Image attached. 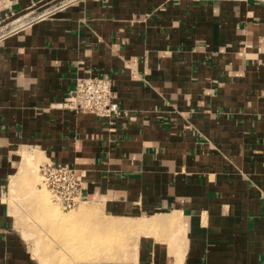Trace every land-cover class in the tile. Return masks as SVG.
I'll list each match as a JSON object with an SVG mask.
<instances>
[{
  "label": "crops",
  "instance_id": "crops-1",
  "mask_svg": "<svg viewBox=\"0 0 264 264\" xmlns=\"http://www.w3.org/2000/svg\"><path fill=\"white\" fill-rule=\"evenodd\" d=\"M88 74L122 115L63 105ZM27 159L135 220L136 264H264V0H0V264H34L6 197Z\"/></svg>",
  "mask_w": 264,
  "mask_h": 264
},
{
  "label": "rangeland",
  "instance_id": "rangeland-1",
  "mask_svg": "<svg viewBox=\"0 0 264 264\" xmlns=\"http://www.w3.org/2000/svg\"><path fill=\"white\" fill-rule=\"evenodd\" d=\"M30 160L24 163V180L13 185L15 177L10 179L6 197L12 225L28 242L34 264H136L135 220L110 216L91 201L63 209L49 187L43 185V163L38 166ZM46 204L52 212L43 219L39 206ZM70 215L72 219L63 220V216ZM105 221L130 222L133 228L114 231L104 226Z\"/></svg>",
  "mask_w": 264,
  "mask_h": 264
},
{
  "label": "built area",
  "instance_id": "built-area-1",
  "mask_svg": "<svg viewBox=\"0 0 264 264\" xmlns=\"http://www.w3.org/2000/svg\"><path fill=\"white\" fill-rule=\"evenodd\" d=\"M63 105L69 109L95 113L102 118L122 115L113 81L109 76L83 75L77 77ZM43 185L49 187L56 202L63 208L75 207L82 201L81 173L67 163L47 162L41 167Z\"/></svg>",
  "mask_w": 264,
  "mask_h": 264
},
{
  "label": "bare ground",
  "instance_id": "bare-ground-1",
  "mask_svg": "<svg viewBox=\"0 0 264 264\" xmlns=\"http://www.w3.org/2000/svg\"><path fill=\"white\" fill-rule=\"evenodd\" d=\"M24 165H23V167L19 170V172L16 174V175H14V180H13V185H15V184H18L19 182H21L22 180H24L25 179V177H26V172H24ZM42 208H44V209H42ZM38 210V209H37ZM40 210H42L43 211V214H42V211H40ZM39 211H40V214H39V216L41 217V218H43V219H45V218H47L48 217V215H50V212H52V208L48 205V204H46V205H43V206H41V208H40V206H39ZM45 212H48L47 213V216L44 214ZM73 218V216L72 215H70V216H63V220H65V221H67V220H69V219H72ZM127 220V219H126ZM132 221V220H131ZM133 223V222H132ZM104 226L105 227H107V228H111V229H113L114 231H117V230H126V229H129V228H132V226H131V223L130 222H124V221H120V222H118V221H105L104 223ZM133 225V224H132ZM135 225V224H134ZM133 225V226H134ZM136 226V225H135ZM135 248H136V246L134 245V248H133V252H132V255H133V257H135L134 256V253H135ZM57 264V263H56Z\"/></svg>",
  "mask_w": 264,
  "mask_h": 264
}]
</instances>
